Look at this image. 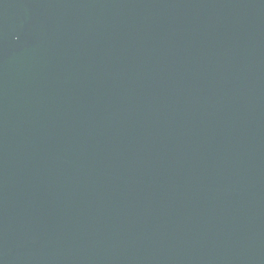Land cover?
I'll use <instances>...</instances> for the list:
<instances>
[{
  "label": "water",
  "instance_id": "1",
  "mask_svg": "<svg viewBox=\"0 0 264 264\" xmlns=\"http://www.w3.org/2000/svg\"><path fill=\"white\" fill-rule=\"evenodd\" d=\"M0 264H264V0H0Z\"/></svg>",
  "mask_w": 264,
  "mask_h": 264
}]
</instances>
